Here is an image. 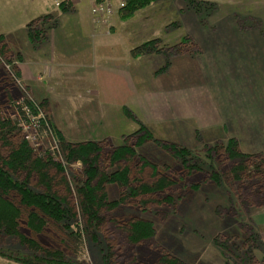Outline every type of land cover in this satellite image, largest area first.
Instances as JSON below:
<instances>
[{
  "label": "rangeland",
  "instance_id": "374dc122",
  "mask_svg": "<svg viewBox=\"0 0 264 264\" xmlns=\"http://www.w3.org/2000/svg\"><path fill=\"white\" fill-rule=\"evenodd\" d=\"M11 1H15L16 9L20 8V0H0V10ZM116 1H111L114 7L110 15L98 19L95 16L94 33L73 24L77 13L70 12L72 7L56 33H52L59 36L55 35L53 55L47 62L38 63V67L28 62L22 65L29 87L21 82L18 71H14L8 60L1 62L0 77L14 80L19 96L34 97L35 103L48 99L45 113L37 117L45 115L44 132L37 136L34 127L23 126L29 145L53 154L57 149L56 155L67 166L70 180L83 172V164L80 160L63 158L55 130L64 134L61 135L67 141L68 137L72 141H100L106 149L104 156L123 144L126 135L143 131L139 129L141 124L153 137L185 146L205 166L212 160L204 147L220 141L226 145L229 140H235L243 152L264 153V113L256 119V102L248 100L264 84V34H254L256 24L251 23L259 21L264 27V8L252 19L246 18L252 11L245 13V10H248L246 4L253 5V0H240L239 4L238 0H158L155 5L156 1L122 18ZM22 16V13L7 15L1 11L0 34L11 27L14 30L8 33L12 36L24 35L27 22L22 21ZM4 18L13 19L3 22ZM36 24L38 28L41 26L40 22ZM75 34H79L81 41L78 42ZM29 37L26 32L19 42L30 40ZM154 38L160 40L157 49L132 55L136 45ZM174 44L178 46L172 48ZM36 76L40 78L35 80ZM260 106L263 111L264 103ZM35 124L37 129L38 123ZM136 138H129V144ZM162 145L146 140L135 149L143 161L155 163L159 168L163 163L173 164L175 168L177 165L170 161ZM218 157L224 159L223 150ZM180 185L168 190L173 203H151L148 209L138 207L133 201L129 203L135 205L133 208L123 202L116 204L124 214H132L118 216L119 219L143 218L153 224L140 248L151 253L149 259L132 260V244L126 232L108 220L97 237L82 229L84 248L67 259L79 264H130V261L165 264L169 257L177 259L179 264H246L239 255L238 259L230 253L225 255L227 250L216 242L230 237V244L235 246L238 238L233 240L231 235L242 229L241 236L258 238L252 255L255 264H264V243L254 225V214L259 207L264 210V190L263 197L250 190L237 194L223 181H210L206 172L187 178L184 187ZM111 191L108 190V196L114 200L118 193ZM75 199L72 197L74 203ZM108 242L113 245V253L107 261ZM29 251L15 237L0 238V264H23L18 258L28 256ZM163 255L164 258H159Z\"/></svg>",
  "mask_w": 264,
  "mask_h": 264
},
{
  "label": "trees",
  "instance_id": "16d2710c",
  "mask_svg": "<svg viewBox=\"0 0 264 264\" xmlns=\"http://www.w3.org/2000/svg\"><path fill=\"white\" fill-rule=\"evenodd\" d=\"M99 1L103 0H95V3ZM122 1L123 5L117 11L122 18H126L158 0ZM47 18L48 16L43 15L27 23V34L31 42L38 44L45 38V33L50 27V24H46ZM39 22L41 26L38 28L36 23ZM159 42L158 38L142 42L131 50L132 55L150 53L157 49ZM177 46L174 44L172 48ZM9 55L4 36L0 34V64L4 63ZM11 74H14L13 71ZM0 79V85H3L0 89V94L3 93L2 97L0 96V238L15 237L25 249L30 250L31 254L18 258L23 264H79L78 261L67 258L80 254L83 250L82 229L97 237L106 220L122 228L126 232L127 240L136 247H130L132 260L149 259L151 253L143 252L140 248L142 240L149 236L153 224L143 218L129 217L127 221L119 219L121 217L118 216L132 214H124L123 209L117 208L116 204L123 202L133 208L135 205L129 204L133 201L138 207L144 206L148 209L151 203H173L174 198L170 196L169 188L180 183L179 187L182 188L187 178L199 173L206 172L213 183L225 182L237 194L250 190L254 195L263 197V152H243L235 140H229L226 145L221 141L213 145L207 144L204 148L212 162L205 166L203 163L199 164L198 159L192 156L191 150L176 142L153 137L151 131L143 124L139 127L143 128V131L141 129L138 133L135 131L126 135L125 142L113 147L105 156L103 152L106 149L100 141L74 143L65 140L61 133L55 130L63 158L66 161L80 160L83 164V172L76 173L70 180L67 166L56 155L58 150L53 154L44 151L42 147L33 149L23 130V126L34 127L37 136L44 132L47 122L45 115L37 117L39 112L45 113V107L49 104L47 98L35 103L29 95L19 96L15 90V82H10L9 76L2 75ZM25 93L28 94L27 91ZM35 122L38 123L37 129ZM134 136L137 138L129 144V138ZM146 140L161 142L163 151L179 169L172 168L173 164L163 163L159 168L155 163L145 160L144 162L135 147L140 148ZM222 150L224 159H219L218 155ZM108 190H117L118 197L111 200ZM74 196L75 203L72 200ZM72 220H75L74 226ZM72 227L73 229H70ZM241 230L234 231L231 235L233 240L238 238L235 246L230 244V237H226L224 242L216 239V242L227 250V253L222 252L223 254L228 256L230 253L235 257L239 255L242 260L245 258L246 264H255L252 247L258 238L241 236ZM112 247L108 242V254L105 255L107 261L110 253H113ZM164 257L163 255L159 258ZM239 262L236 260V263ZM129 263L133 264L132 261ZM165 264H179V261L167 257Z\"/></svg>",
  "mask_w": 264,
  "mask_h": 264
},
{
  "label": "crops",
  "instance_id": "0c3cea01",
  "mask_svg": "<svg viewBox=\"0 0 264 264\" xmlns=\"http://www.w3.org/2000/svg\"><path fill=\"white\" fill-rule=\"evenodd\" d=\"M112 1V0H111ZM120 0L116 1V9L118 7ZM166 1V0H165ZM239 1L237 3L239 4ZM15 1H11L5 5H3V8L0 10V12H4L7 15H16L18 13H22V21L24 22L31 21L32 19L36 17H40L43 15L48 16L46 20V24H50V27L47 29L45 33V38L42 39L41 42L38 44L35 43L34 41L31 42L30 40H26L25 42H19V40H23V38L26 35V30L23 32L25 33L24 35H18V36H12V34L8 32H12L14 28L8 27L3 31L4 33V39H5V44H7V48L10 51L9 57H6L5 59L8 60L10 63L9 65L14 67V71H18V74L20 76L19 79H21V82H25L24 84L27 85L26 80L27 77L23 74L22 71V65L25 63L33 64L36 67L37 64H42L43 61L48 60V58L53 55V50H54V44H55V35L59 36V34H52L56 33L58 30V25L62 23V18L67 15V13L71 10L72 7L74 9L70 12L75 11V15L77 13V19L73 21V24L77 27H83V28H88L91 30L93 33L97 30L94 25V15L91 13V8L94 5L95 0H20V8L16 9L14 6ZM65 2V3H64ZM158 1H156L153 5H155ZM164 2V1H163ZM246 7L248 10H245V13H252L246 18H257L259 14V10L264 8V0H253V5H248L246 4ZM253 7V9H252ZM255 7V8H254ZM67 8V9H66ZM146 8V7H145ZM144 9V8H142ZM139 9V10H142ZM138 10V11H139ZM144 14V12H142ZM237 17L238 14L236 15ZM14 17V16H12ZM228 17H230L228 15ZM234 17V16H231ZM11 19L13 18H4L3 22H10ZM159 19V18H158ZM228 20V18H227ZM68 22V21H67ZM252 22L256 24L255 26L253 25V33L254 34H264V27L260 26V22L257 21ZM263 22V21H261ZM26 23V24H27ZM45 24V25H46ZM44 25V26H45ZM81 30V29H80ZM49 32V33H48ZM52 34V36L50 35ZM62 35V34H61ZM78 38V42L81 41L82 38L79 37V34H75ZM94 36L98 37H106L107 35L104 34H93ZM63 36V35H62ZM76 39V38H75ZM42 52L45 54L44 57L42 56ZM47 62V61H46ZM257 63L254 61V66H256ZM35 80H38L40 76L34 77ZM16 81V80H15ZM83 82V81H81ZM263 87V88H262ZM260 89V92L257 93L254 91L253 98L249 97V101L253 100L256 102V107L254 108V111L258 112L257 118L259 119L261 116V113H264V110L262 111L260 104L264 103V84ZM30 90V89H29ZM31 92V90H30ZM32 94V93H31ZM33 96V95H32ZM34 101L35 98L33 97ZM48 100V99H47ZM94 116H92L93 118ZM99 117V116H98ZM97 117V119H98ZM91 118V117H90ZM86 123V122H85ZM84 126H87L83 124ZM62 134V133H61ZM64 135V134H62ZM67 136V135H66ZM108 137V136H107ZM73 139L71 137H68V141L77 143V142H83L91 139H74L77 141H72ZM247 152V151H245ZM254 225H255V230L259 232V236L261 241L264 243V210L262 207H259V210L254 214Z\"/></svg>",
  "mask_w": 264,
  "mask_h": 264
},
{
  "label": "built area",
  "instance_id": "2783aa9c",
  "mask_svg": "<svg viewBox=\"0 0 264 264\" xmlns=\"http://www.w3.org/2000/svg\"><path fill=\"white\" fill-rule=\"evenodd\" d=\"M91 10L94 17L96 16V19H98L106 14L110 15V13L113 11V6L109 0H103L95 3ZM38 114L40 115V112Z\"/></svg>",
  "mask_w": 264,
  "mask_h": 264
}]
</instances>
